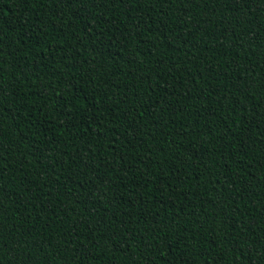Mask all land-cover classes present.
Listing matches in <instances>:
<instances>
[{"label":"trees","instance_id":"1","mask_svg":"<svg viewBox=\"0 0 264 264\" xmlns=\"http://www.w3.org/2000/svg\"><path fill=\"white\" fill-rule=\"evenodd\" d=\"M0 0V264H264V0Z\"/></svg>","mask_w":264,"mask_h":264},{"label":"snow or ice","instance_id":"2","mask_svg":"<svg viewBox=\"0 0 264 264\" xmlns=\"http://www.w3.org/2000/svg\"><path fill=\"white\" fill-rule=\"evenodd\" d=\"M71 3V0H68V4H70ZM68 4H66V6H68Z\"/></svg>","mask_w":264,"mask_h":264}]
</instances>
